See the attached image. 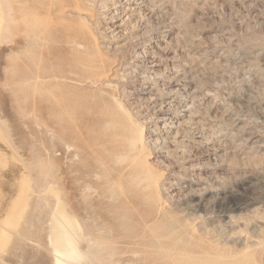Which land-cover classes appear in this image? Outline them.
Listing matches in <instances>:
<instances>
[{
	"label": "rangeland",
	"instance_id": "rangeland-1",
	"mask_svg": "<svg viewBox=\"0 0 264 264\" xmlns=\"http://www.w3.org/2000/svg\"><path fill=\"white\" fill-rule=\"evenodd\" d=\"M90 2L57 26L83 31L99 75L36 72L28 55L46 73L69 67L60 31L22 53L0 37V264H51L65 200L76 213L96 202L123 262L264 264V0ZM18 58L38 77L21 79ZM137 126L151 187L139 161L117 158Z\"/></svg>",
	"mask_w": 264,
	"mask_h": 264
},
{
	"label": "bare ground",
	"instance_id": "bare-ground-1",
	"mask_svg": "<svg viewBox=\"0 0 264 264\" xmlns=\"http://www.w3.org/2000/svg\"><path fill=\"white\" fill-rule=\"evenodd\" d=\"M90 1L92 0H0V37H1V40L10 41L12 44V49L18 53L30 52L31 48L47 47V44H48L47 42L49 41L51 37V33L55 31H60L63 33L64 44L70 47V54L72 53V58H73L72 61L67 62L69 63V67L67 68V70L65 69L59 70V71L51 70L46 73L45 69L47 68V65L40 64L38 59L35 60L34 57L28 55L27 56L28 60L29 62H32L34 64V67L36 68V72L42 73L43 77H53V78L60 76L64 71H66V73L68 74H72V73L83 74L84 76H88V77L99 75L101 74V72L96 71V69L98 68V66L96 65V62H94L93 60H88L86 58L90 53V48L88 47L87 43H84L81 40L83 31H81L79 28H75L71 26L70 24L61 23L59 24V27L57 26L58 21L64 18L66 13H69V14L74 13L80 17H86L88 14H90L92 11L91 6H89L91 5ZM86 2H90V4L88 5ZM17 61H18V66L16 67V72L21 79L28 80L30 78L38 77V75L28 76V71L24 70V67L21 68V65L22 64L25 65L26 62L22 60L21 58H18ZM72 64H74L77 67L81 66L80 71H79L80 73L72 70L71 68ZM64 73L62 74L63 76L66 75ZM25 74H26V77H25ZM135 130H136L135 134L127 138L128 150L124 153L117 155V158L118 160H125L129 156H131L133 160L139 161L140 162L139 168L141 167L142 169L141 172H145L141 180L146 181V185H145L146 187H151L152 185L156 183L157 179L159 178V175H155L152 172L151 165L147 164L144 168H142L143 162L145 163L147 162L146 160L141 159L138 156V154L144 148L143 127L137 126ZM50 144H51V149L55 148V142L52 136L50 137ZM71 149H72L71 145L69 144L64 145L65 152H69ZM74 157H76V154H73V157L71 160H73ZM52 182L53 181H51V184L54 187L55 184H53ZM45 187L47 188V186ZM61 191H60V195L63 194ZM38 194H41V193H38ZM38 199L43 200L42 197H39ZM55 201H58V200H55ZM41 202L39 201L36 204L38 205ZM58 202L57 203L55 202V203L59 204ZM44 203L46 204L47 200L44 201ZM64 203H65V207L62 206L64 208H63V211L61 210L60 212L61 213L60 219L63 222V226L61 227L59 226L60 228H58V225H56L55 227V224H54L55 220L53 216H51L53 214L52 211L56 208V204H53L51 206V209L47 205H44V206H47V208H49L50 210L48 220L51 221L50 223H53L52 225H54L56 230L57 228L58 230L60 229V233L58 232L59 235L55 233L56 230H54V234L52 233L53 235L49 233L50 234L49 239L51 241H54L52 242L53 243V246H52V243L49 240L50 241L49 245L52 246L49 250L50 252L48 251V253L51 254V257H52L51 264H138L137 262H134V261L123 262L120 258L115 257L114 253L108 252L106 250L104 237L115 239L117 235L114 233L113 229L108 225L107 220L103 218L101 215H99L98 210H97L98 205L96 204L95 201L88 204L86 200H83L82 204H80L77 209V213L71 208L67 200H65ZM33 208L35 211L34 206ZM4 213H5V210H4ZM25 219L28 220V217L25 216L23 220ZM23 220L21 221L23 224L28 223V221L23 222ZM22 223H19V224L23 225ZM0 228H2V226ZM16 230L14 233L17 235L16 232H20L21 228H20V231H16ZM71 230H74L75 232L71 233ZM4 231L7 233V229ZM14 233H11V234L14 235ZM23 233H22V236L17 235L19 237H22L21 241L27 238V236H25L26 234L25 233L23 234ZM54 235L55 236L58 235V236L54 237ZM13 237L11 240L12 245H13ZM3 242H4V239H3ZM6 243L8 242L6 241ZM184 257L187 260L186 263L182 261H173L172 264H218V260L216 258L206 259V258L199 256L198 254H189L187 252L184 254Z\"/></svg>",
	"mask_w": 264,
	"mask_h": 264
}]
</instances>
